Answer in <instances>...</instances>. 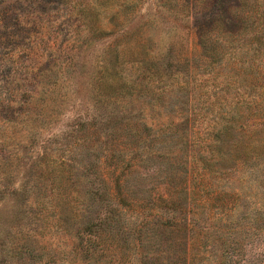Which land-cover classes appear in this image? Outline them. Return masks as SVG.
<instances>
[{"label": "rangeland", "instance_id": "374dc122", "mask_svg": "<svg viewBox=\"0 0 264 264\" xmlns=\"http://www.w3.org/2000/svg\"><path fill=\"white\" fill-rule=\"evenodd\" d=\"M85 1L92 0H0V264H137L141 222L157 232L166 260L177 237L188 264H264V53L224 54L211 64L197 34L234 0H210L188 16L178 29L181 55L171 54V0H141L136 14L115 13L119 27L108 25L114 35L103 37L78 28ZM96 7V20L108 23L114 12ZM138 23L152 35L150 56L134 70L120 63L133 78L125 90L126 78L110 75L106 59L112 37ZM105 77L110 84L117 78L109 90ZM62 162L77 185L78 173L92 165L132 191L136 208H121L100 232L104 253H84L82 240L113 208L108 179L79 186L76 226L52 224L51 212L40 226L30 220L47 169ZM174 185L189 192L179 226L161 200H171Z\"/></svg>", "mask_w": 264, "mask_h": 264}, {"label": "trees", "instance_id": "16d2710c", "mask_svg": "<svg viewBox=\"0 0 264 264\" xmlns=\"http://www.w3.org/2000/svg\"><path fill=\"white\" fill-rule=\"evenodd\" d=\"M93 1L94 0L90 1L91 3L85 1L80 5L84 19L83 22L79 21L77 26L79 29L85 26V28L90 30L91 33H94V37L114 35V30L107 33L105 28L108 27V25H110L111 28L119 27L120 22L117 16H115V13L117 15L124 10L125 14L127 13L126 15L132 16L137 13L141 2V0H116V6L111 4L106 7L108 3L107 0ZM210 3V0H171V10L173 9L174 12H176L175 14H177L175 16V22L177 23L173 25V28L176 29V31L171 35V39L175 40L171 43V54H178L180 52L181 55L183 51L182 48H179V44L182 42L180 41L181 39H185V35L181 34V31H178V29L186 22L187 18L190 20L189 17H191L193 12L201 8L206 9ZM96 5L103 8L106 7V9L110 8V10L114 12L108 23H106L105 20H96ZM75 8L78 9L79 6H75ZM228 9L229 11L226 13V16L221 17L218 15L208 26L201 27L197 32L203 54L210 57L211 64L220 62L224 54L229 56V58L236 59V54L241 52L252 54L251 57L254 58H257L255 55L257 56V54L264 53V0H234L230 3ZM179 15L181 17H179ZM172 22L173 21H171V23ZM219 24H224V27H216ZM220 32L227 35V38L224 37L223 34L220 35ZM151 41L152 35H148L141 23H138L132 31L112 37V41L110 42L111 45L109 46V53L106 59V69L107 71L111 70L110 75L121 73L122 76L126 78L124 79L122 86L125 90L128 88L129 82H131L133 78L131 73L126 72L123 74L119 71L120 63L130 64L133 67H131L132 70H134L135 67L139 66L141 60H146L150 56L149 51H147L149 48L147 45ZM252 50L253 52H250ZM121 57L123 58L122 62L120 60ZM179 62L181 63L182 61L179 60ZM237 62L239 63V61ZM251 62L252 59H249L248 63L250 64ZM116 80L117 78L114 77L113 82L110 84L112 78L107 79V77H105V88L106 83L108 82L107 88L109 90L110 85L113 87L114 81ZM79 123L85 127L88 125V123L83 120L79 121ZM130 128L132 130V127ZM132 136H136V133H132ZM217 141L218 137H216V135L212 136L209 139L207 150H214L213 147L217 144ZM118 164L119 163H117V165ZM66 167V164L62 162L61 165L55 164L51 169H47L49 177L39 185L35 196L32 198V203L38 210L34 211L35 215L31 217L30 220L39 225V221L44 222L45 219H43V217H47L48 213L51 212L53 214L51 221L52 224L65 225L66 229L76 226L79 219V202H81L79 200L80 196H78L79 186H81L84 180L90 181L92 184L96 185L97 180H101L103 183L108 179V181H111L109 183L112 186L110 204L113 208L107 207L106 211L102 213L103 217H101L102 215L96 217L97 220L92 222L88 228L90 230L88 233L89 237L82 240V243H87V245L83 247L84 253H91L93 255L100 252L104 253L103 250L105 248L100 235V232L104 230L103 227L111 223L114 215L118 214V216L121 217L120 214L123 212L122 209L126 206H133L135 209L137 202L134 198L130 197V192L132 191H129V194L125 191L126 183L120 177H116L115 179H110L108 176L106 178L105 175V177H101V174H99L97 170H93L92 165H85L83 170L78 173L79 176L83 177V181L79 183L80 185H77V183L74 182V179H69ZM94 174L96 176H94ZM172 175L173 174L171 173V178L173 177ZM92 176H94L95 179H90ZM172 180L174 179H171V182ZM69 182L72 183L69 185ZM72 184L75 185V187H73ZM174 187L176 188L175 191L177 190V193H175V191L171 193V200L165 198H161V200L168 207L171 205V212H173V215L175 214L174 217L171 216V219H175L174 225L179 226L182 218L177 217V212L183 211L179 206H182L188 199L189 192L187 185H180L178 187L174 185ZM62 188H66L68 192L66 195L59 191ZM89 193L92 194L94 192H91L90 190ZM137 227L141 233L140 241L144 246L142 253H140L138 257L137 264H188L187 245L183 240H178L176 237V239L171 242V261L166 260L164 259L165 257L162 258V256L168 254V250L158 248L160 246V240L157 237V232L154 228L142 222L138 223ZM92 228H95V230H92ZM30 232L33 236L37 237L32 229H30ZM33 236L30 235L32 238ZM146 245L150 248L148 249V252L147 250L145 251ZM27 252L31 253L32 251ZM29 256H34V254H30ZM99 264H122V261L110 259Z\"/></svg>", "mask_w": 264, "mask_h": 264}]
</instances>
